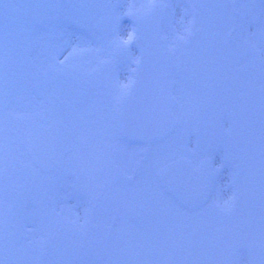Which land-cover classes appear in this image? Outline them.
Listing matches in <instances>:
<instances>
[{
    "label": "flooded vegetation",
    "instance_id": "af4514ba",
    "mask_svg": "<svg viewBox=\"0 0 264 264\" xmlns=\"http://www.w3.org/2000/svg\"><path fill=\"white\" fill-rule=\"evenodd\" d=\"M154 3L163 49L183 55L189 74L172 73L169 119L152 140L120 128L132 65H99L86 79L50 57L21 71L0 37V155L29 166L55 210L41 264H264V0ZM55 128L70 144L59 167L41 170L27 145ZM181 160L210 175L201 205L167 190L160 172ZM194 228L225 230L227 243L195 238L186 250Z\"/></svg>",
    "mask_w": 264,
    "mask_h": 264
},
{
    "label": "rangeland",
    "instance_id": "374dc122",
    "mask_svg": "<svg viewBox=\"0 0 264 264\" xmlns=\"http://www.w3.org/2000/svg\"><path fill=\"white\" fill-rule=\"evenodd\" d=\"M13 1L17 9H21L26 1H46L42 7L37 2L32 8L33 12L29 14L32 22L21 26L24 31H16L15 34H10L11 28L0 31V37L8 39V54L12 53L13 58L19 60L17 64L21 71L31 64L42 71L52 57L54 63L67 64L71 69L87 73L93 71L97 64H125L135 58L132 50L130 53L125 50L127 45L123 41L128 39L126 36L129 34H135L132 22L146 10L148 0ZM17 1L20 3L17 4ZM104 15L113 19L114 26L110 33L99 35L94 31L93 23ZM131 46L133 48V43ZM51 48L53 51L50 53ZM118 49L123 52L118 53ZM61 57H64L63 62H60ZM25 168L27 173L24 176V168L17 167L15 161L3 160L0 155V201L3 211L0 264H33L36 257L44 252L46 239L49 238L46 226L50 213L55 210L50 209L52 205L46 193L38 195L32 188L33 176L30 168ZM40 180L39 177L36 182ZM21 183H25L23 189L19 188ZM52 202L59 210L58 202L54 199Z\"/></svg>",
    "mask_w": 264,
    "mask_h": 264
},
{
    "label": "water",
    "instance_id": "95a60500",
    "mask_svg": "<svg viewBox=\"0 0 264 264\" xmlns=\"http://www.w3.org/2000/svg\"><path fill=\"white\" fill-rule=\"evenodd\" d=\"M151 18H148L147 20L144 18H140L138 20V26H139V30L141 32V34L143 36H145L149 42L146 40L145 37H143L142 41L140 42V46L143 48L149 47L150 48H156V49H160V42L158 40V22L156 23L154 20L155 19V15L151 14L150 16ZM105 24V25H104ZM106 24H108L106 18H101L98 22L95 23V28L98 31H103L104 28L106 27ZM155 57V64H164V59H161L159 54H154ZM160 59H159V58ZM170 66L172 67L174 62L171 61L169 62Z\"/></svg>",
    "mask_w": 264,
    "mask_h": 264
},
{
    "label": "snow or ice",
    "instance_id": "6c2138e0",
    "mask_svg": "<svg viewBox=\"0 0 264 264\" xmlns=\"http://www.w3.org/2000/svg\"><path fill=\"white\" fill-rule=\"evenodd\" d=\"M133 38H134L133 35L132 34H129L128 39L125 40V41H123V43L124 44H128V43H130L133 40ZM124 87H128V85H124ZM233 254L236 255V256H239L240 249L239 248H236Z\"/></svg>",
    "mask_w": 264,
    "mask_h": 264
}]
</instances>
